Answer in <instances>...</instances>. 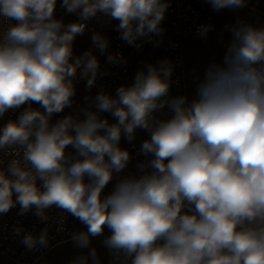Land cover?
<instances>
[{
  "label": "clouds",
  "instance_id": "clouds-1",
  "mask_svg": "<svg viewBox=\"0 0 264 264\" xmlns=\"http://www.w3.org/2000/svg\"><path fill=\"white\" fill-rule=\"evenodd\" d=\"M57 2L0 0V117L27 105L0 128V153L15 157L0 159V217L19 206L18 216L31 212L46 225L34 235L16 224L12 235L29 252L47 249L54 206L86 229L69 233L76 248L88 249L70 264H101L96 237L113 264H264V26L240 18L225 25L231 39L220 60L193 70L191 99L171 94L176 65L165 57L143 63L115 95L85 96L83 118L69 113L53 123L73 107L77 77L91 90L108 75L91 49L74 54L88 22L116 21L128 46L158 48L171 7L170 0H60L77 17L65 23ZM204 2L220 12L248 0ZM214 30L201 24L196 35ZM91 43L106 63H128L108 52L100 32ZM138 129L149 134L137 153L146 159L137 174L121 176L132 160L121 140L131 144Z\"/></svg>",
  "mask_w": 264,
  "mask_h": 264
},
{
  "label": "built area",
  "instance_id": "built-area-1",
  "mask_svg": "<svg viewBox=\"0 0 264 264\" xmlns=\"http://www.w3.org/2000/svg\"><path fill=\"white\" fill-rule=\"evenodd\" d=\"M171 7L168 9L162 27L165 29L163 35V43L155 48L150 44H144L142 48L135 49L118 38L119 34L113 30L114 25L118 22L112 21L111 24H104L103 22L92 20L89 23L90 31H86L84 35L89 34L90 38L86 41L79 42L83 36H78L74 42V54L81 55L84 51L92 50L93 54L98 57L101 70L106 71L108 75L98 78L96 86L91 90L86 89V81L80 80L77 77L76 81V96L74 97V104L71 109L66 108L63 113L54 115L52 122L54 123L57 119L62 118L64 115L69 113L80 114L83 118L80 109L86 107L84 97L95 96L99 91H104L115 95V89L120 85H130L133 80L135 72L142 67L143 63L151 62L155 63L157 60L162 58H169L173 64L176 65L174 69L173 80L176 83L171 88V94L173 96L186 94L188 95L187 88V77H186V62H185V41L190 37H195L196 29L201 24H211L215 30L209 34L216 33L219 31V21L221 19L222 11L213 12L211 7L204 2V0H170ZM229 10V9H224ZM235 12V10H229ZM56 18H63L65 23L75 21L77 17L70 15L60 7V0L57 2V8L55 11ZM92 31H97L107 37L109 41V53H121L124 58L128 61L125 66L112 65L106 63V54L100 55L91 43ZM208 34V35H209ZM27 105L21 106L19 109L9 110L2 117H0V128L3 127L9 120H16ZM33 108H39L38 104L33 103ZM43 110V109H41ZM165 114L167 109H165ZM102 117H107L110 123L115 122L113 118L107 113H101ZM138 138L135 139L131 144L127 143L123 138L121 140V147H125L132 153V160L129 163L127 169H125V175L137 174L136 163H139L146 158L137 155L139 152L141 143L149 138V134L146 131L137 130ZM68 152L74 150L69 148ZM14 154L12 153H0V159L7 162L13 159ZM40 181H38V185ZM115 184V180L109 183L105 188L104 193L106 194L112 191ZM19 206L13 208L9 213L3 217H0V255L10 258L17 264H35L48 257L49 253L55 246L60 243L69 241V233L76 231L86 230L85 226L81 224L77 219L71 215L62 212L56 207H52L47 210L50 217L48 221V235L50 238L49 247L47 249H41L36 252L27 251L24 246L19 242L20 237H14L12 235L13 225L22 226L26 232H31L34 235H39L41 230L46 226L41 223L31 212L24 216H18ZM63 224L64 231H57V227ZM110 235V231L105 229L104 236ZM104 237H96L93 239H103ZM110 262L113 264L112 257Z\"/></svg>",
  "mask_w": 264,
  "mask_h": 264
},
{
  "label": "crops",
  "instance_id": "crops-1",
  "mask_svg": "<svg viewBox=\"0 0 264 264\" xmlns=\"http://www.w3.org/2000/svg\"><path fill=\"white\" fill-rule=\"evenodd\" d=\"M240 18L254 26H264V0H248L247 6L231 12L223 10L219 21V31L209 34L207 39L197 36L190 37L185 41V62L188 96L191 99L195 95L193 84V70L202 73L204 65L210 60H220L224 54L225 46L231 39L230 33L223 31L225 25L233 24ZM106 195L105 193H103ZM103 239H92L91 247L97 249L101 264H111L110 254L103 246ZM88 249H78L71 241L58 244L49 253L48 257L35 264H70L78 255L86 254ZM0 264H17L10 258L0 255Z\"/></svg>",
  "mask_w": 264,
  "mask_h": 264
},
{
  "label": "rangeland",
  "instance_id": "rangeland-1",
  "mask_svg": "<svg viewBox=\"0 0 264 264\" xmlns=\"http://www.w3.org/2000/svg\"><path fill=\"white\" fill-rule=\"evenodd\" d=\"M90 38V35L89 34H87V35H84L81 39H79V42H84V41H86V40H88ZM142 131V130H141ZM138 138V134L136 133V139ZM123 148H125V147H123ZM136 165H137V163H136ZM121 176H126L125 174H121ZM111 192V191H110ZM109 192V193H110ZM109 193H107L106 192V195L107 194H109Z\"/></svg>",
  "mask_w": 264,
  "mask_h": 264
}]
</instances>
